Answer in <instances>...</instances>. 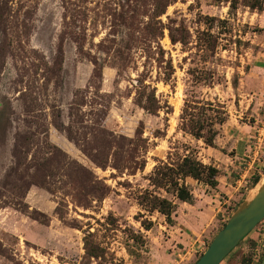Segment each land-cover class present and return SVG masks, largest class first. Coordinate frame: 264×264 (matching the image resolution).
<instances>
[{"label":"rangeland","instance_id":"rangeland-1","mask_svg":"<svg viewBox=\"0 0 264 264\" xmlns=\"http://www.w3.org/2000/svg\"><path fill=\"white\" fill-rule=\"evenodd\" d=\"M240 3L0 0V264L195 263L264 176L263 29ZM193 98L226 109L213 147L179 130ZM184 149L217 185L187 179L193 202L169 225L138 199L157 160ZM263 251L264 219L220 264Z\"/></svg>","mask_w":264,"mask_h":264},{"label":"trees","instance_id":"trees-1","mask_svg":"<svg viewBox=\"0 0 264 264\" xmlns=\"http://www.w3.org/2000/svg\"><path fill=\"white\" fill-rule=\"evenodd\" d=\"M228 1V8L231 9L238 4V0ZM240 5L250 11L260 12L263 10L264 0H241ZM207 44L213 46L214 40L213 42L208 41ZM169 66L171 68L170 63ZM147 102L143 105V108L149 113H154L161 109L153 94ZM179 119V130L181 132L191 136L196 141H202L206 147H213L215 138L218 135V127L223 126L227 122L228 117L224 105L220 104L216 98L212 101H197V99L193 98V100L184 102ZM217 174V168L202 164L192 151L184 149L180 153L174 150V152L167 154L165 160H157V165L148 177L149 187L152 190H144L142 192L138 199V205L145 211L158 212L165 218L166 223L170 225L173 223L172 216L176 212L177 202L189 205L193 202V196L185 181L190 179L213 188L217 185ZM258 180L259 178L256 177L252 186ZM160 191L176 201L174 202L167 197L161 196L158 193ZM143 226L145 230L150 229V223L148 225L143 224ZM84 246L89 257H98L93 251L94 249L88 246L87 238H85Z\"/></svg>","mask_w":264,"mask_h":264},{"label":"water","instance_id":"water-1","mask_svg":"<svg viewBox=\"0 0 264 264\" xmlns=\"http://www.w3.org/2000/svg\"><path fill=\"white\" fill-rule=\"evenodd\" d=\"M247 192L238 207L194 264H220L224 258L264 219V176ZM260 264H264V251Z\"/></svg>","mask_w":264,"mask_h":264},{"label":"crops","instance_id":"crops-1","mask_svg":"<svg viewBox=\"0 0 264 264\" xmlns=\"http://www.w3.org/2000/svg\"><path fill=\"white\" fill-rule=\"evenodd\" d=\"M242 8L243 9L241 11V14L248 15L249 16V19H252L253 16H254L255 17V23L258 24V28L263 29L262 36L259 37V40L257 41V43L255 45L256 48H259L260 49V52L258 53V55L256 56V58H258L262 62L261 64H263L262 65V68H260L262 70L263 78H261L260 81H259L261 83L258 82V86L261 87L264 84V7H263V10L260 11V12L250 11L248 8H245V7H242ZM231 21H232V19H231ZM259 93L260 94H259V97H258L259 99L258 100H259V102H262L261 103L262 105H264V88H262V89L260 88L259 89ZM183 205H189V204L179 203V202L177 203V206H180L181 207ZM230 211H231V209L228 212H230ZM216 216L218 217L219 215H216V214L213 215V218L208 223L207 227L210 226L213 223V221L215 220ZM221 216L223 217V219H226L225 218L226 216L224 214H222ZM175 220L179 223V219L177 217L175 218ZM173 221H174V219H173ZM203 224H204V221H201V222L196 221V222H193L192 224H189V225H187V223H186V226H188V228H189V232H190L189 234L190 235L198 234L200 232V227H202Z\"/></svg>","mask_w":264,"mask_h":264},{"label":"built area","instance_id":"built-area-1","mask_svg":"<svg viewBox=\"0 0 264 264\" xmlns=\"http://www.w3.org/2000/svg\"><path fill=\"white\" fill-rule=\"evenodd\" d=\"M260 162H261V164H263V165H264V160H263V161H260ZM244 178H245V177H244ZM244 178H243V179H241V180H243V181H244ZM243 181H242V182H243ZM240 182H241V181H240ZM243 187L245 188V185H244V184H242V185L240 184V185H239V188H242V189H244Z\"/></svg>","mask_w":264,"mask_h":264}]
</instances>
